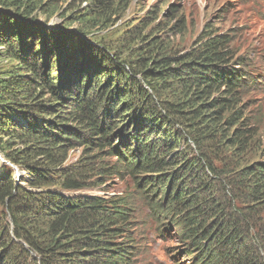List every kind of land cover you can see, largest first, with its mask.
<instances>
[{
  "label": "trees",
  "instance_id": "16d2710c",
  "mask_svg": "<svg viewBox=\"0 0 264 264\" xmlns=\"http://www.w3.org/2000/svg\"><path fill=\"white\" fill-rule=\"evenodd\" d=\"M43 1L0 0V264H137L136 199L198 264H264L258 80L232 38L130 31L123 52L95 36L128 0H83L59 28ZM120 174L135 200L81 191Z\"/></svg>",
  "mask_w": 264,
  "mask_h": 264
},
{
  "label": "rangeland",
  "instance_id": "374dc122",
  "mask_svg": "<svg viewBox=\"0 0 264 264\" xmlns=\"http://www.w3.org/2000/svg\"><path fill=\"white\" fill-rule=\"evenodd\" d=\"M47 1L44 0V7L35 9L32 14L50 28L67 25L63 17L85 5L83 0H57V4L47 7ZM34 4L23 1L21 6L33 7ZM105 28L100 29L95 38L123 52L135 44L132 42L126 47L121 44L125 38L123 34L130 31L157 35L173 50L188 49L205 29L230 36L233 49L247 60L250 70L256 74V89L247 93L243 101L249 114L257 119L259 134L264 135V0H128L126 8ZM123 124L117 123L120 126ZM260 145L264 154V143L260 142ZM81 149L76 147L71 150L65 164L76 163ZM0 159H3L1 153ZM19 172L17 167H13L14 178ZM100 182L101 185L81 191L107 196L123 194L128 195L129 201L136 199L133 180L125 174L105 176ZM134 202L137 264H198V254L197 257L188 256L184 251L187 247L182 243L161 237L157 233L159 223L156 225L143 217L147 211L146 205L138 199Z\"/></svg>",
  "mask_w": 264,
  "mask_h": 264
}]
</instances>
